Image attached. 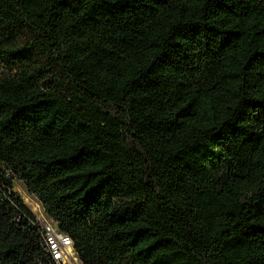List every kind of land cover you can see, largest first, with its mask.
I'll list each match as a JSON object with an SVG mask.
<instances>
[{
  "label": "trees",
  "instance_id": "trees-1",
  "mask_svg": "<svg viewBox=\"0 0 264 264\" xmlns=\"http://www.w3.org/2000/svg\"><path fill=\"white\" fill-rule=\"evenodd\" d=\"M0 67V264L14 178L82 264H264V0H0Z\"/></svg>",
  "mask_w": 264,
  "mask_h": 264
},
{
  "label": "built area",
  "instance_id": "built-area-1",
  "mask_svg": "<svg viewBox=\"0 0 264 264\" xmlns=\"http://www.w3.org/2000/svg\"><path fill=\"white\" fill-rule=\"evenodd\" d=\"M36 220L48 264H82L73 239L61 231L55 221L50 218Z\"/></svg>",
  "mask_w": 264,
  "mask_h": 264
},
{
  "label": "rangeland",
  "instance_id": "rangeland-1",
  "mask_svg": "<svg viewBox=\"0 0 264 264\" xmlns=\"http://www.w3.org/2000/svg\"><path fill=\"white\" fill-rule=\"evenodd\" d=\"M1 72H2V67H0V73ZM13 190L22 198L24 204L34 214V216L37 219L44 218L48 220L41 203L38 201L37 198H35L34 196H31L28 193L23 181L19 179H15Z\"/></svg>",
  "mask_w": 264,
  "mask_h": 264
}]
</instances>
